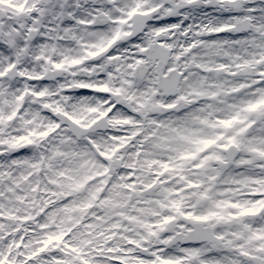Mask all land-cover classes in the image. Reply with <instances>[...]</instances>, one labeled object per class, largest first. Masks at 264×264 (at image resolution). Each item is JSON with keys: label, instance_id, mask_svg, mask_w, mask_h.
<instances>
[{"label": "snow or ice", "instance_id": "6c2138e0", "mask_svg": "<svg viewBox=\"0 0 264 264\" xmlns=\"http://www.w3.org/2000/svg\"><path fill=\"white\" fill-rule=\"evenodd\" d=\"M0 264H264V0H0Z\"/></svg>", "mask_w": 264, "mask_h": 264}]
</instances>
